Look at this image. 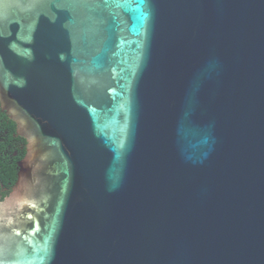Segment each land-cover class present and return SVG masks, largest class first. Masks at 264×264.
I'll return each mask as SVG.
<instances>
[{
  "label": "water",
  "instance_id": "1",
  "mask_svg": "<svg viewBox=\"0 0 264 264\" xmlns=\"http://www.w3.org/2000/svg\"><path fill=\"white\" fill-rule=\"evenodd\" d=\"M0 110V264H264V0H0Z\"/></svg>",
  "mask_w": 264,
  "mask_h": 264
},
{
  "label": "trees",
  "instance_id": "2",
  "mask_svg": "<svg viewBox=\"0 0 264 264\" xmlns=\"http://www.w3.org/2000/svg\"><path fill=\"white\" fill-rule=\"evenodd\" d=\"M26 154V142L16 137V125L0 110V201L17 182L18 166Z\"/></svg>",
  "mask_w": 264,
  "mask_h": 264
}]
</instances>
